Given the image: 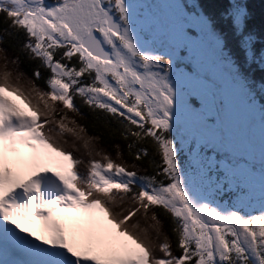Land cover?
<instances>
[{
  "label": "snow or ice",
  "instance_id": "snow-or-ice-1",
  "mask_svg": "<svg viewBox=\"0 0 264 264\" xmlns=\"http://www.w3.org/2000/svg\"><path fill=\"white\" fill-rule=\"evenodd\" d=\"M251 4L0 0V264H264Z\"/></svg>",
  "mask_w": 264,
  "mask_h": 264
},
{
  "label": "trees",
  "instance_id": "trees-1",
  "mask_svg": "<svg viewBox=\"0 0 264 264\" xmlns=\"http://www.w3.org/2000/svg\"><path fill=\"white\" fill-rule=\"evenodd\" d=\"M251 7L256 13L257 18L264 16V0H252ZM23 68V65H21Z\"/></svg>",
  "mask_w": 264,
  "mask_h": 264
}]
</instances>
